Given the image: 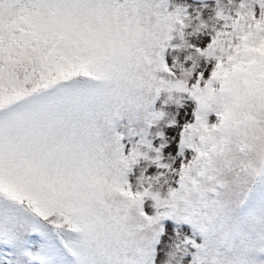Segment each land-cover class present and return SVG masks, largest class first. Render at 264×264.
I'll list each match as a JSON object with an SVG mask.
<instances>
[{
    "label": "snow or ice",
    "instance_id": "obj_1",
    "mask_svg": "<svg viewBox=\"0 0 264 264\" xmlns=\"http://www.w3.org/2000/svg\"><path fill=\"white\" fill-rule=\"evenodd\" d=\"M0 264H264V0H0Z\"/></svg>",
    "mask_w": 264,
    "mask_h": 264
}]
</instances>
